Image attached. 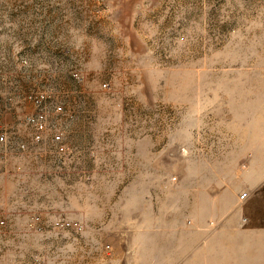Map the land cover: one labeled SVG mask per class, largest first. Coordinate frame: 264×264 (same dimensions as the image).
<instances>
[{
	"label": "rangeland",
	"instance_id": "374dc122",
	"mask_svg": "<svg viewBox=\"0 0 264 264\" xmlns=\"http://www.w3.org/2000/svg\"><path fill=\"white\" fill-rule=\"evenodd\" d=\"M259 85L264 0H0V264H264L256 186L237 227L186 200Z\"/></svg>",
	"mask_w": 264,
	"mask_h": 264
},
{
	"label": "crops",
	"instance_id": "0c3cea01",
	"mask_svg": "<svg viewBox=\"0 0 264 264\" xmlns=\"http://www.w3.org/2000/svg\"><path fill=\"white\" fill-rule=\"evenodd\" d=\"M245 103L244 101H241ZM249 107H252V111L239 108L236 113H232L229 118V129L226 132H221L214 135L217 140L215 147L206 154V158L211 162L227 163L224 170L222 167L218 170L214 167L208 169L206 172L205 182L203 186V192L197 191L196 188L189 186L186 189V195L183 200L186 199L191 207H198V194L204 193L205 197L203 205L207 209V218H209L210 211L213 216L218 218V215L222 216V223L228 227H237L238 216L241 213L245 204H238L239 198L236 192L242 189L243 185L250 182L254 187V193L258 194L259 200L264 203V89L259 85L253 91L252 101H246ZM242 106V105H241ZM217 113H213L214 115ZM182 154L179 150H169L167 152L161 151L156 160L165 161L180 160ZM247 162L249 168H251L250 175H247L245 171L237 173L235 163ZM247 175L246 180L234 181ZM252 197V196H251ZM249 197V199L251 198ZM237 198V199H236ZM245 200V199H244ZM252 202V199H251ZM171 203V205H173ZM247 205L245 214L252 215L253 207L251 203ZM152 205L150 197L145 199V206L148 210ZM240 205V206H239ZM255 210V209H254ZM160 219V217H159ZM161 219L160 223L161 224ZM173 221L165 218L163 223L167 226H172ZM197 224V222H196ZM205 226H210L209 221L203 222ZM143 225L148 228H155L153 222H151L150 216L144 217ZM190 229L193 226H189ZM197 228V226H196ZM184 236H189V244H185L186 250H197L198 248V230L195 233L192 230L178 229ZM210 264V262H208Z\"/></svg>",
	"mask_w": 264,
	"mask_h": 264
},
{
	"label": "built area",
	"instance_id": "2783aa9c",
	"mask_svg": "<svg viewBox=\"0 0 264 264\" xmlns=\"http://www.w3.org/2000/svg\"><path fill=\"white\" fill-rule=\"evenodd\" d=\"M103 86L105 87L106 85L104 84ZM59 109H60V107H59ZM31 121L34 122V119H31ZM35 125H36V130L41 131L44 128L43 121H42V123H36ZM53 139L55 141H59L60 140V135H54ZM7 146H8V141H7L6 133L5 132L0 133V148L2 149V153H3V158L4 159H5L6 152H7ZM3 169H5V165H3ZM4 175H5V173H4ZM247 194H248V190H246V189L243 190L238 196L239 200H244L247 197ZM67 224H70V223H67Z\"/></svg>",
	"mask_w": 264,
	"mask_h": 264
}]
</instances>
